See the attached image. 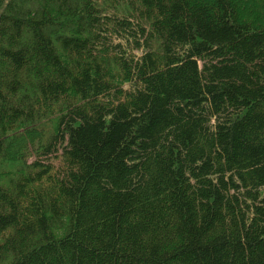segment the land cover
<instances>
[{"label":"trees","instance_id":"16d2710c","mask_svg":"<svg viewBox=\"0 0 264 264\" xmlns=\"http://www.w3.org/2000/svg\"><path fill=\"white\" fill-rule=\"evenodd\" d=\"M0 159V264H264V0H0Z\"/></svg>","mask_w":264,"mask_h":264},{"label":"rangeland","instance_id":"374dc122","mask_svg":"<svg viewBox=\"0 0 264 264\" xmlns=\"http://www.w3.org/2000/svg\"><path fill=\"white\" fill-rule=\"evenodd\" d=\"M137 52H140V50H137ZM44 157L46 162H50L53 160L52 159L53 156L46 155ZM34 158L35 157L30 158L29 161L33 160ZM0 171H11V163L7 160L0 159ZM10 177H11V173L0 176V182H4V183L9 182Z\"/></svg>","mask_w":264,"mask_h":264}]
</instances>
